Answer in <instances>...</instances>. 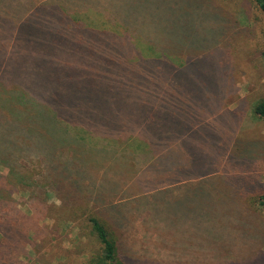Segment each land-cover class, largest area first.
I'll list each match as a JSON object with an SVG mask.
<instances>
[{"label": "trees", "instance_id": "1", "mask_svg": "<svg viewBox=\"0 0 264 264\" xmlns=\"http://www.w3.org/2000/svg\"><path fill=\"white\" fill-rule=\"evenodd\" d=\"M200 1L0 0V264H51L27 250L43 240L40 215L79 228L85 264L139 263L123 233L149 207L172 205L183 226L189 214L232 226L213 184L179 180L211 166L195 169L178 141L207 64L171 56L208 38L202 15L221 26ZM252 113L264 120V100Z\"/></svg>", "mask_w": 264, "mask_h": 264}, {"label": "rangeland", "instance_id": "2", "mask_svg": "<svg viewBox=\"0 0 264 264\" xmlns=\"http://www.w3.org/2000/svg\"><path fill=\"white\" fill-rule=\"evenodd\" d=\"M200 2L219 13L215 21L221 26L210 30L202 24L201 14L195 24L208 38L179 43L171 56L182 59H176L179 63L197 59L207 64L201 69L205 83H196L199 99L186 101L195 111L185 116L190 122L188 137L182 135L178 141L183 157L191 158L195 169L211 166L179 180L213 184L214 196L227 197L220 207L234 220L228 230L211 222L203 227L200 216L189 214L182 220L189 226L185 228L175 220L172 205L163 207L166 216H154L156 210L149 207L136 213L134 226L123 233L131 253L136 251L139 257L135 264H264V209L257 206L258 196L264 193V120L252 113L255 103L264 100V15L252 0ZM15 199L18 209L29 215L26 200ZM36 218L44 226L43 240L40 246L27 247L32 259L42 254L51 264H85L90 246L85 240L86 245H78L77 226L69 223L57 229L51 218ZM206 218L202 216L203 221ZM220 233L222 238L216 240L213 234Z\"/></svg>", "mask_w": 264, "mask_h": 264}]
</instances>
